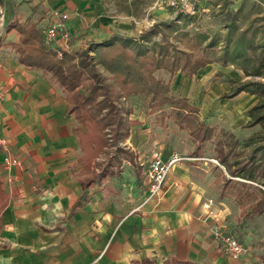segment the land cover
<instances>
[{
    "label": "crops",
    "instance_id": "1",
    "mask_svg": "<svg viewBox=\"0 0 264 264\" xmlns=\"http://www.w3.org/2000/svg\"><path fill=\"white\" fill-rule=\"evenodd\" d=\"M0 6V136L20 160L18 166L3 168L0 149V264H163L171 259L255 264L247 248L232 259L210 234L213 224L236 234L234 230L242 228L232 225L240 210L227 196H219L222 180L211 167H221L204 153L193 154L195 144L187 130L172 121L169 106L148 107V112L136 105L129 108L126 119L132 124L120 142L124 153L113 155L110 150L86 166L66 90L49 74L19 60V27L34 25L41 31L54 19L53 10L69 15V52L113 35L135 37L150 22L165 21L174 12L165 8L139 18L113 12L104 0H0ZM233 69L211 62L191 77L163 73L168 74L171 95L195 103L204 81L214 72L221 74L222 85L212 82L202 104L205 110L229 109L227 115L236 117L242 114L238 99L247 92L219 97L231 89V80H243V71ZM249 96L248 104L258 99ZM206 116L202 118L209 124ZM157 117H163V123ZM228 131L237 135L236 124ZM156 154L163 161L177 159L158 194L145 201L146 168ZM208 199L217 210L214 218H204L202 205Z\"/></svg>",
    "mask_w": 264,
    "mask_h": 264
},
{
    "label": "trees",
    "instance_id": "2",
    "mask_svg": "<svg viewBox=\"0 0 264 264\" xmlns=\"http://www.w3.org/2000/svg\"><path fill=\"white\" fill-rule=\"evenodd\" d=\"M194 16L181 15L168 21L154 23L137 37L113 35L102 42H91L81 50L64 51L56 57L42 42V32L34 25L19 27L20 45L17 47L19 60L28 66L49 74L62 86L70 102L78 125L74 131L82 150L81 160L86 166L109 148L113 155L124 153L120 142L128 135L131 121L126 119L130 112L120 104L121 98L131 95L149 97L151 110L165 105L171 108L173 118L185 128L195 146L194 155L203 154L206 144H212V154L222 170L219 196H232L243 206V199L253 191L259 192L248 213H264V42L258 45L252 37L241 31L235 36V27L224 36L222 63H243L239 68L248 80H231L228 96L241 91L257 96V101L247 109L246 126L261 125L243 140L234 133L207 125L199 116L196 106L188 98L169 94L167 84L154 76L164 69L170 74L177 71L189 77L201 67L214 61L208 55L216 45L214 37L205 33H189L188 26ZM220 59V58H218ZM102 66L109 76L99 70ZM261 77V79L259 78ZM88 81V83H86ZM110 165L108 159L106 169ZM230 188L232 192H228ZM244 188V190H242ZM233 193V194H232ZM81 199V198H80ZM4 193L0 188V209ZM79 203V200H78ZM241 239V235L236 233ZM140 264H154L142 260ZM163 264H194L171 259Z\"/></svg>",
    "mask_w": 264,
    "mask_h": 264
},
{
    "label": "rangeland",
    "instance_id": "3",
    "mask_svg": "<svg viewBox=\"0 0 264 264\" xmlns=\"http://www.w3.org/2000/svg\"><path fill=\"white\" fill-rule=\"evenodd\" d=\"M198 1H200V3L197 2L196 4V12L193 14L194 18L189 23V26H188L189 33L193 34L195 32H201V33H205L209 39L214 37L218 41L216 45L213 47L212 51L208 55L211 59L214 60L212 62L220 63L221 65L226 66L231 70L233 68L240 69L239 66L241 63H243L242 58L240 56L237 57V60L235 62L228 61L226 64L222 63L223 53L221 51V48L225 44L224 36L228 32V29L235 27V30H234L235 36H237L241 31H246V36L252 37L258 45H260L261 42H264V0H198ZM104 2L109 6L111 10H113V12L127 13V14L134 15L135 17H139V18H144V17L150 18L154 12L155 14H157V12L160 9H165V8H168L174 12V15L171 18L166 19L165 21L172 20L173 18L176 17L178 13H180L178 12V10H175L174 8L168 6L166 3V0H104ZM56 11L58 10H53L52 14L54 15V12ZM1 12L3 13V17L2 19H0V35L3 30L2 29L3 27L1 26V24L3 23V20H4V10L0 6V13ZM61 12H65V11H61ZM181 15H185V14H181ZM68 17L69 15L66 18V27L68 30V41L69 42H68V48L64 51H69L71 49L70 30L68 29V26H67ZM153 23L150 25L148 24L146 28L147 29L150 28L153 25ZM43 28L44 27H42L41 32ZM141 33H139L135 37L139 36ZM43 37H44V33H42V42H43ZM46 48L50 49L48 47ZM78 50H81V49H78ZM78 50H75V51H78ZM71 52H74V51H71ZM54 55L56 57L62 56V54L58 55L56 53H54ZM98 68L105 77L109 76V73L102 66H98ZM163 71L165 70L164 69L156 70L154 72V76L158 78L159 80H161L163 83L167 84L169 88V94H171L169 80L167 79L168 74L163 73ZM221 77H222L221 74L214 72L212 74L211 79L204 81L201 87H199V90H200V91L198 90L199 92L196 93L194 92L196 90L194 88L192 89L193 95L196 93V97L195 96L194 97L195 99H197L195 101L198 103L191 102L190 99L188 100L190 104L198 108L199 110L198 114L200 118L203 119L202 116L204 114H207L206 118L209 119V124H213L210 126H215L217 129L228 130L230 125L236 124V131H237L236 136L240 140H243L246 137H248L249 135L248 136H245V135L249 132L253 134L255 132L261 131L260 124H256L253 126L245 125L246 122L248 121V116L246 114V111L249 107H251L257 101L256 99L255 100L253 99V103L248 104V99L250 98L249 93L246 94L247 97L243 95L241 99H238V102L241 103L240 106H242V110H241L242 114L240 116H236L238 118H236L235 116L231 117V115H227L229 112V109L227 110L224 109V111L217 110L214 108L205 110L204 105L202 104L204 103L203 102L204 100H202V98L204 97V93L210 87L212 82L222 85L223 82L221 81L223 80ZM252 77L253 76H246L244 74L243 80H248ZM259 78L261 79V77ZM86 83H88V81H86ZM230 90L231 89H228L227 91L222 92L219 97L221 99L233 97V96L227 95L229 94ZM243 92L246 93L245 91ZM135 96L137 95H131L126 98H121L120 104L124 108H131L132 106L136 105V108H139V109L141 108V110L148 112L147 108L149 107V97L146 95H138L139 99L138 98L135 99L136 98ZM199 103H200L199 106L196 105ZM164 112L166 114L167 111L165 110ZM169 116L172 118V121H173L174 118H173L172 111H170ZM160 118L162 119V123H163L164 121L163 117H160ZM160 118L157 117L156 119L159 120ZM204 122H207V121L204 120ZM206 124L209 125L208 123ZM212 149H213L212 144H206L204 147L203 153L206 157L210 159L212 158L211 163L212 165H215L216 163H214L213 161L214 157L212 154ZM110 150H114V148H110L107 150L106 153L102 154V156L100 157V160L106 157L108 154H110ZM211 169L216 173V175L218 176L221 182L222 180L221 168L219 167L216 168L212 166ZM231 190H234V189L230 188L228 192L231 193L232 192ZM242 190H244V188H242ZM257 196H259V192L253 191V193L248 198L244 197L243 206H240L239 204H237L232 196H227V197L231 199L234 202V204L238 206V209L240 210L238 215L235 218V224H233L232 226L236 227L237 225H240V227L243 229V230L242 229H235V230L232 229V230L236 231L239 235H241V242L244 245L245 251L247 248L248 251L256 257L255 259L256 261L254 263L264 264V213L257 214V215H250L248 213L251 205L253 204Z\"/></svg>",
    "mask_w": 264,
    "mask_h": 264
},
{
    "label": "built area",
    "instance_id": "4",
    "mask_svg": "<svg viewBox=\"0 0 264 264\" xmlns=\"http://www.w3.org/2000/svg\"><path fill=\"white\" fill-rule=\"evenodd\" d=\"M198 0H166L168 6L178 10L181 14L193 15L196 12V4ZM67 13L65 12H54L53 21L46 24L43 28L44 33L43 44L50 48L54 53L61 55L64 50L68 48V30L66 27ZM3 13H0V19H2ZM0 149L3 151L2 166L5 169H9L11 166L20 165V160L16 156L11 155L8 152L5 140L0 136ZM177 159L176 156H172L167 161L161 160L156 154L152 157L146 168L147 177V192L145 201L155 197L168 173L169 166L172 162ZM204 218L216 217L217 210L214 207V202L211 199L206 200L203 205ZM210 234L213 239L217 242L220 249L224 254L232 259H238L244 254L245 248L241 242V239L234 233L226 231V229L218 225L209 226Z\"/></svg>",
    "mask_w": 264,
    "mask_h": 264
}]
</instances>
